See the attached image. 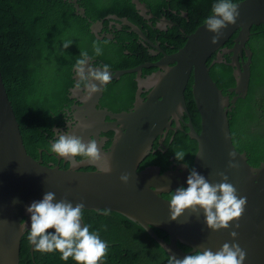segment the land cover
<instances>
[{"label":"water","instance_id":"95a60500","mask_svg":"<svg viewBox=\"0 0 264 264\" xmlns=\"http://www.w3.org/2000/svg\"><path fill=\"white\" fill-rule=\"evenodd\" d=\"M59 1L74 5L78 15L87 17L86 8L78 0ZM133 3L142 16L152 18L142 2L133 0ZM236 4L239 17L222 30L216 43H212L213 34L201 24L188 35L186 45L178 52L132 69H107L108 81H91L97 84L99 90L94 92L88 108L93 117L102 116V121L93 127L95 131L92 132L75 128V135H82L85 141L95 136L99 141L105 122L103 118L109 116L117 122V125L115 122L109 126L105 124L102 132L115 133L112 150L105 152L104 143L98 145L100 152L111 159L110 171L106 170L107 165L101 169L94 162H77V157L64 159L70 161L73 168L61 170L59 167H46L42 159L36 160L30 155L0 69V264H21L22 241L29 222L25 209L31 202L41 199L47 191L54 192L57 199L66 198L73 204L83 202L84 210L114 211L128 216L145 227L169 255L177 258L196 249L207 248L215 252L225 242H235L246 253L244 264H264V162L260 167H255L248 161L247 152L238 150L232 140L228 115L247 96L251 80L252 49L246 47V44L252 36L253 26L264 25V0H243ZM185 17L188 18L187 13ZM128 22L126 19L125 23L147 40L137 26ZM103 25V22H96L92 32L100 40L113 39L112 35H101ZM169 25L173 27L175 23L163 19L157 28L167 31ZM236 32L238 35L233 47H225V43ZM148 43L152 45L149 40ZM156 48L160 49L158 45ZM215 52L216 59L208 65V59ZM244 54L245 60L242 58ZM226 55L231 57L230 65L234 68L236 86L224 96L212 80L210 69L214 64L223 63ZM88 67L98 68L94 67L90 58L87 60L86 72ZM146 68L158 70L151 77L143 78L142 71ZM126 73H136L138 82L133 110L116 114L108 110L98 111L97 105L100 104L105 87ZM191 78L192 95L201 125L200 132H197L191 120L186 123L189 137L197 142L193 168L210 183L219 182V174L224 173L235 187L237 195L246 197L243 213L237 221L230 222L228 229L207 228L202 211L186 210L176 220L170 218L168 199L163 194L186 186L189 169L185 165L176 172L165 174H162L160 168L138 171L160 135L163 136L170 129L182 130L180 123L174 127L173 118L182 121L183 114L189 115L185 92ZM76 80L78 83L81 81L79 77ZM145 89L150 91L146 98L142 97ZM74 92L82 93V90L77 86ZM229 95H233V98ZM122 123V127H117ZM230 153L234 154V159ZM230 163L233 166H229ZM87 166L97 167L98 171L84 172ZM122 174L129 176L127 184L120 181ZM82 223H85L83 218ZM153 227L165 229L169 240L159 237ZM234 230L237 236L233 241L230 232ZM179 242L190 245L192 249L181 248Z\"/></svg>","mask_w":264,"mask_h":264},{"label":"trees","instance_id":"16d2710c","mask_svg":"<svg viewBox=\"0 0 264 264\" xmlns=\"http://www.w3.org/2000/svg\"><path fill=\"white\" fill-rule=\"evenodd\" d=\"M78 1L86 8L87 17L78 15L74 5L59 0H0V69L21 124L26 147L29 154L37 160L42 159L46 167L59 165L63 170L68 169L69 162L64 167V160L58 161L48 151V146L55 133L63 131L58 128H66L68 120L65 113L75 103L70 95L77 83L72 68L76 59L87 53L88 57L97 61V65L129 69L158 61L164 56L152 57L146 43L126 25L122 30L116 28L117 41L108 38L99 40L92 32V25L104 21L109 26L112 22L121 23L117 17L127 18L150 41L157 39L162 42L160 46L166 54H174L186 45L188 35L203 24L213 3V0H140L152 15V18L146 19L132 0ZM241 1L234 0L235 3ZM163 19L176 23V26L172 28L169 25L167 31L159 30L155 26ZM237 35L238 32L224 46L232 48ZM66 39L72 40L68 48L62 44ZM95 47L102 50L101 54L94 52ZM246 47L252 49L250 85L245 99L240 100L228 115L232 140L238 150L246 151L250 164L260 167L264 162V25L253 26ZM216 55L217 52L212 54L208 65L216 59ZM242 58L245 60L246 55ZM230 62V55H226L223 63L214 64L210 69L212 80L224 96L236 86ZM153 70L150 68L144 73L150 75ZM192 85L193 78L185 92L189 116L184 115V118L191 120L200 132V115L192 95ZM137 90L136 73H126L121 79L109 83L102 104L114 111L125 110L135 102ZM229 97L232 99L233 95ZM188 130L183 125L177 133L172 131L171 135L176 134L175 140L167 139L166 147H160V150L155 144V152L141 162L138 171L158 167L165 174L175 153H182L184 159H181V164L186 163L192 168L197 142L189 137ZM77 160L83 159L77 157ZM93 170L95 168L83 171ZM170 194L164 197L168 199ZM82 218L90 225V230H96L107 242L103 264H167L169 253L163 245L128 216L114 211L83 210ZM153 229L159 237L169 240L165 229ZM26 235L22 241L21 264H76L71 258L61 260L60 254L55 251H35L28 244ZM179 245L186 250L192 249L182 242Z\"/></svg>","mask_w":264,"mask_h":264},{"label":"clouds","instance_id":"9594fccd","mask_svg":"<svg viewBox=\"0 0 264 264\" xmlns=\"http://www.w3.org/2000/svg\"><path fill=\"white\" fill-rule=\"evenodd\" d=\"M143 4L146 6L145 3ZM238 17V5L234 0H213L210 13L203 20L206 30L213 34L212 43H216L222 30L233 24ZM117 19L121 23L112 22L113 28L116 26L122 30L126 25L131 29L130 25L125 23L127 18L117 17ZM131 31L133 30L131 29ZM101 35L104 33L102 32ZM71 43V39L62 42L64 48H68ZM101 51L99 47L94 48L97 55L101 54ZM87 60V53H82L81 57L76 59L72 65L73 72L81 81H85L93 92H96L99 88L97 84L91 81L101 83L108 81V66L104 65L97 69L88 67L86 72ZM92 63L94 67L98 66L97 61ZM68 123H73V120L70 118ZM74 126L89 128L91 124H82L80 120H76ZM48 151L58 157H79L89 162H95L101 158L105 161L109 160L106 155L101 157L96 139L89 137L85 141L83 137L67 132L55 133L54 139L49 143ZM229 155L234 159V154L230 153ZM175 157L179 162L184 159L182 153H175ZM229 166H233L232 163ZM185 167H188L186 163ZM106 170L110 171L111 169L109 167ZM219 175L221 176L219 182L210 183L195 168H189L186 186L176 188L167 200L170 218L176 220L186 210L202 211L207 228L211 230L228 229L230 222L237 221V218L243 213L246 197L237 195V191L229 182L227 175L224 173ZM128 180L127 174L120 176L122 183L127 184ZM84 208L83 202L73 204L66 198L57 199L56 194L52 191L45 192L41 199L31 202L25 209L29 216L26 235L28 244L35 251L42 253L58 252L60 259L64 261L71 258L76 264H103V258L108 247L107 242L100 237L96 230H90L89 224L82 223ZM235 227L238 228L239 225L236 224ZM49 229H53V231H49ZM230 236L234 241L237 232L231 231ZM245 259L246 253L239 244L225 242L215 252L205 248L193 250L182 258L169 255L167 264H244Z\"/></svg>","mask_w":264,"mask_h":264},{"label":"flooded vegetation","instance_id":"af4514ba","mask_svg":"<svg viewBox=\"0 0 264 264\" xmlns=\"http://www.w3.org/2000/svg\"><path fill=\"white\" fill-rule=\"evenodd\" d=\"M99 22H103V26H104V35H107V36H110V35H112L113 36V40H115V41H117L116 40V32H117V29H116V27H114L113 28V26L110 24L109 26H106L105 25V22L104 21H99ZM174 23V22H173ZM150 24L152 25V24H154V23H152V22H150ZM157 25H159V22H158V24ZM176 26V23H175V25L173 26V27H175ZM156 28H157V26H155ZM172 27V28H173ZM155 29V28H154ZM160 30V29H159ZM142 32V31H141ZM143 33V32H142ZM137 34V33H136ZM139 35V34H138ZM140 36V35H139ZM146 36V35H145ZM141 37V36H140ZM147 38V37H146ZM141 39L143 40L142 42L143 43H146L145 45L148 47V50H149V53H150V55L152 56V57H157V56H159L160 54H163L164 56L163 57H165V55H170V54H166L165 53V50L164 49H162V46H160V45H162V42H159V41H157V39H156V41L154 42V41H150L148 38H147V40H144L142 37H141ZM148 40L152 43V45L150 44V43H148ZM119 41V40H118ZM143 43H142V45H143ZM156 45H158L159 47H160V49H157L156 48ZM144 46V45H143ZM145 47V46H144ZM88 58H90L91 60H92V62L93 61H95V60H93L91 57H88ZM163 59V58H162ZM160 60V59H159ZM158 60V61H159ZM155 62H157V61H155ZM147 63H154V62H147ZM145 64V63H144ZM142 65V64H141ZM138 66H140V65H138ZM97 67H103V65H98ZM137 67V66H136ZM107 69H110V68H107ZM129 69H132V68H129ZM148 69H150V68H146V69H143V71H142V77L143 78H149V77H151L152 75H153V73H155L158 69H156V68H153V69H155V70H153L151 73H150V75H145V73H144V70H148ZM111 70H118V69H111ZM120 70V69H119ZM124 70H126V69H124ZM124 76V75H123ZM121 79V78H120ZM116 80H119V79H116ZM77 81V80H76ZM114 81V80H113ZM111 83V82H110ZM109 85V84H108ZM107 85V86H108ZM77 86H79L80 87V89L82 90V93H77V92H74V90H75V88L77 87ZM106 86V87H107ZM76 87L73 89V91H71V95H70V97H71V99H73L74 101H75V103H74V105H73V107H71L70 109H68L67 110V113H65L66 114V119L69 121V119L71 118L72 120H73V123H68L67 122V125H66V128L64 129V128H58V129H60V130H63V131H60L59 133H64V132H67V133H70V134H77V132L75 131V128H78V127H80V128H83V127H81V126H77V127H75L74 126V122L76 121V120H80L81 122H82V124L83 123H88V124H91V127H89V128H84V130H86L87 132H89V130H90V132H92V130H93V127L95 126V127H97V124H99L101 121H102V116H100V115H94V117H93V115L91 114V111H90V109L88 108V105H90L89 103H90V101L92 100L91 99V97H93L94 96V92H92L91 90H90V88H89V86H88V84L85 82V81H81V82H77L76 83ZM106 87H105V89H106ZM229 91V90H228ZM149 93H150V91L149 90H146L145 89V91L143 92V94H142V97H144V98H146L147 97V95H149ZM104 95H105V91H104ZM104 95H103V97L101 98V100H100V104H98L97 105V110L98 111H106V110H108V112H110V113H113V114H116V113H123V112H128V111H130V110H133V107H134V103H133V105L131 106V107H128V108H126L125 110H120V111H114L110 106H107V105H103L102 104V100L104 99ZM73 96H74V98H73ZM94 100V99H93ZM93 110H94V108H93ZM95 112H98V111H96V110H94ZM184 115H186V114H183V120L181 121V120H177L176 118H173V121H174V127L176 128V127H178V123H180V125H181V128H182V126L183 125H185L186 126V123L188 122V121H186L185 120V118H184ZM100 116V117H99ZM189 116V115H188ZM105 120V122H104V125L106 124V125H110V123H112V122H115L116 123V125H117V122L116 121H114V120H112V118L111 117H109V116H106V119H104L103 118V121ZM104 125H103V128H102V130H101V137H100V139H99V141L97 140V142H98V145H102L103 143H104V145H103V150L105 151V152H110L111 150H112V145H113V138H114V136H115V133L113 132V131H111V132H109V133H102L103 132V129H104ZM122 125H124V123H122V124H120L119 126H117V127H122ZM101 128V127H100ZM106 128V127H105ZM93 131H95V130H93ZM172 131L173 132H175V133H177L179 130H177V131H175V130H172V129H170V130H168V131H166L165 133H164V135L162 136V135H160L155 141H154V144H153V147H154V145L155 144H158V150H160V149H162V148H160V147H166L165 146V143H166V141H167V139H171V141H174L175 140V137H176V134H174V135H171V133H172ZM86 134V133H85ZM110 134H111V136H110ZM77 136H81V137H83L82 135H77ZM91 138H94V139H96L95 138V136H93V137H91ZM84 139V138H83ZM85 140V139H84ZM110 144V145H109ZM109 146V147H108ZM155 152V150L152 148V151H151V153H154ZM157 152V151H156ZM100 153H102L101 154V157H103V156H105L106 154L105 153H103V152H100ZM150 153V154H151ZM149 154V155H150ZM55 157L57 158V160L58 161H61V160H64V159H66V160H69L68 158H63V157H61V159H59L58 158V156L55 154ZM195 157V156H194ZM109 159V158H108ZM84 160H86V159H83V160H81V161H79V162H83ZM110 160L111 159H109L108 161H105L103 158H101V159H98V160H96L95 162H94V164L95 165H97V166H100V168L101 169H104L105 168V166L107 165V168H109L110 167ZM67 162H69V167H68V169L67 170H69L70 168H73V166H71V162L70 161H65L64 160V164H63V166L65 167L66 166V164H67ZM193 162H194V159H193ZM182 165H185V164H183V162H182V164H181V162H177V160L175 159V156L174 157H172L171 158V166L169 167V171L168 172H170V171H172V172H176L178 169H179V167H181ZM55 167H59L60 168V166L59 165H55ZM87 168H95V170H93V171H89V172H97L98 171V168L97 167H91V166H87L85 169H87ZM147 168H155V169H158V167H147ZM147 168H145V169H147ZM190 168V166H188V169ZM192 168H193V166H192ZM61 169V168H60ZM144 169V170H145ZM61 170H63V169H61ZM160 170V169H159ZM143 171V170H142ZM84 172H87V171H84ZM168 172H166V173H168ZM165 194H163V196H164Z\"/></svg>","mask_w":264,"mask_h":264},{"label":"rangeland","instance_id":"374dc122","mask_svg":"<svg viewBox=\"0 0 264 264\" xmlns=\"http://www.w3.org/2000/svg\"><path fill=\"white\" fill-rule=\"evenodd\" d=\"M97 36V35H96Z\"/></svg>","mask_w":264,"mask_h":264}]
</instances>
